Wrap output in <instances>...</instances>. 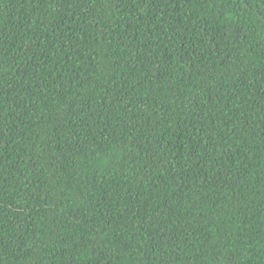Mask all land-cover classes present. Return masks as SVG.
I'll return each mask as SVG.
<instances>
[{"label":"trees","instance_id":"16d2710c","mask_svg":"<svg viewBox=\"0 0 264 264\" xmlns=\"http://www.w3.org/2000/svg\"><path fill=\"white\" fill-rule=\"evenodd\" d=\"M0 264H264V0H0Z\"/></svg>","mask_w":264,"mask_h":264}]
</instances>
